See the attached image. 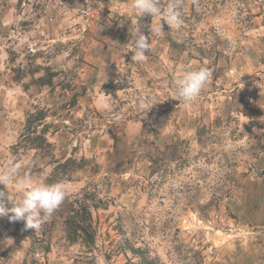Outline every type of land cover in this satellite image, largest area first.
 Returning <instances> with one entry per match:
<instances>
[{
	"label": "rangeland",
	"instance_id": "374dc122",
	"mask_svg": "<svg viewBox=\"0 0 264 264\" xmlns=\"http://www.w3.org/2000/svg\"><path fill=\"white\" fill-rule=\"evenodd\" d=\"M132 5L0 0V169L14 158L33 183L67 191L38 230L0 217V264H264V0H182V26L161 19L152 36L159 17ZM137 29L151 37L142 63ZM201 67L212 75L199 98L171 97ZM148 96L159 102L144 116ZM38 110L46 141L33 148ZM173 146L152 174L151 155ZM82 202L92 243L66 236L61 206Z\"/></svg>",
	"mask_w": 264,
	"mask_h": 264
},
{
	"label": "clouds",
	"instance_id": "9594fccd",
	"mask_svg": "<svg viewBox=\"0 0 264 264\" xmlns=\"http://www.w3.org/2000/svg\"><path fill=\"white\" fill-rule=\"evenodd\" d=\"M132 6L141 16L150 14L153 18L159 17L158 24L150 25L151 36L162 31L161 19L165 20L171 29H179L182 26V0H168L165 6H161V0H133ZM150 39L151 37L137 29L129 49L134 53L131 58L133 62L142 63L147 60V54L152 51ZM211 75L205 67L186 70L183 76L175 81L176 94L171 97L178 99L180 103H194ZM157 102L159 101L154 96L141 97L138 101L140 113L146 116ZM10 184L16 187L20 198L17 199L16 195L9 191H0V217L11 213L10 220H23L26 222L25 228L34 230L40 229L52 218L67 196L62 183H33L30 174L22 171V165L14 158H9L0 169V185H5L8 189ZM5 200L9 201L12 207H6Z\"/></svg>",
	"mask_w": 264,
	"mask_h": 264
},
{
	"label": "trees",
	"instance_id": "16d2710c",
	"mask_svg": "<svg viewBox=\"0 0 264 264\" xmlns=\"http://www.w3.org/2000/svg\"><path fill=\"white\" fill-rule=\"evenodd\" d=\"M98 1V0H96ZM99 1H107V0H99ZM55 76L54 73L49 72L46 76H41L39 82L41 85H52L53 84V77ZM46 118L45 112L43 110H38L36 112H32L28 117L26 121V130L27 133L25 134L28 138L26 140V143H30L31 147L37 148V143L41 142V145L46 141L45 138L42 136L43 131H46L44 127H46V124H43L42 130H37L38 125H41L43 123V120ZM37 122L39 124H37ZM177 153V147H170L169 153H166L165 151L161 152L160 149L157 150L154 154L151 155V168L152 174L156 171L161 169L162 165H166L169 162L173 161L175 159ZM70 162L66 161L63 164H59L61 168H67L69 166ZM6 207H12V204H10L9 201H4ZM62 213L65 215V223L67 225L66 227V236L70 241H76L77 239H86L88 242L92 243L94 241V233L91 227V212L89 211V207L84 204V202L81 203L80 208H75L74 203L70 204H63L62 206ZM61 211V208H60ZM12 214L9 213L8 220L15 224L16 228H18V223L21 222L19 220L12 221L9 219V217ZM20 227V226H19ZM32 242L33 244H36L37 239L35 235L32 234ZM47 250H50L49 242L45 245ZM141 255L143 259H147L144 255V252L141 251ZM147 261L146 264H153V261L145 260Z\"/></svg>",
	"mask_w": 264,
	"mask_h": 264
}]
</instances>
